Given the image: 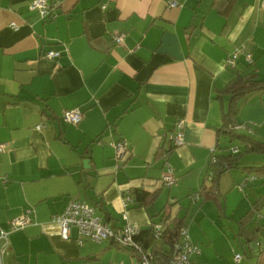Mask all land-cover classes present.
<instances>
[{
	"label": "crops",
	"instance_id": "1",
	"mask_svg": "<svg viewBox=\"0 0 264 264\" xmlns=\"http://www.w3.org/2000/svg\"><path fill=\"white\" fill-rule=\"evenodd\" d=\"M33 1L0 0V229L34 211L29 226L8 235L3 264H137L110 241L78 245L74 228L62 239L49 223L71 202L112 229L146 228L169 206L200 249L191 264L207 263L215 246L198 222L217 212L238 223L254 203L264 208V178L249 181L243 169L264 166L260 154L243 155L219 177L218 203L191 199L209 185L212 156L243 151L224 132V90L235 73L264 81L262 1L177 0L168 8L169 0H45L57 8L44 19L29 11ZM118 33L119 46L111 42ZM47 51L58 58L44 59ZM74 109L80 123H63ZM178 121L183 145L159 155ZM234 121L264 143V95L240 101ZM119 141L127 153L117 161ZM166 165L171 187L160 183Z\"/></svg>",
	"mask_w": 264,
	"mask_h": 264
},
{
	"label": "built area",
	"instance_id": "2",
	"mask_svg": "<svg viewBox=\"0 0 264 264\" xmlns=\"http://www.w3.org/2000/svg\"><path fill=\"white\" fill-rule=\"evenodd\" d=\"M262 5H264V0ZM179 6L177 0H169L167 2L168 8H177ZM56 5H49L45 0H35L29 6V11L36 13L41 19L45 17H55ZM12 29H16L15 25H11ZM125 35L123 33L113 34L111 42L113 45H122ZM59 53L56 51H47L44 53V59L54 60L58 58ZM238 52L233 53L227 60V66L233 68ZM82 119V114L79 110L64 111L61 120L68 125L77 126ZM243 128L237 126L236 129ZM37 129H41L40 126ZM173 147L178 148L183 145V121H178L175 126L174 134L169 136ZM115 150V159L117 161L123 160L127 153V144L124 141H119L113 144ZM5 145H0V154L4 151ZM236 149H232V153H236ZM211 163H215V157L212 156ZM164 187H171L175 183V177L170 166L166 165L165 173L160 181ZM197 196L191 197L195 200ZM129 202L130 199L128 198ZM34 211L31 208L26 209L19 217L14 218L9 223L8 231L0 229V264H3V257L8 249V235L10 233L21 231L32 223ZM50 226L56 227L62 239H69L70 232L74 228L78 233V245L82 246L84 242L88 241L95 244H101L105 241H110L122 249H133L137 254V264H153V257L149 252L142 250L134 244L133 239L139 233V228L130 224H126L121 229H112L101 222L95 216V211L90 206L71 202L65 210L50 219ZM161 228L155 226V237H159ZM200 254L199 247L192 243L188 232L183 229L180 233V242L173 247V254L171 260L166 264H191V258ZM235 262H240L242 257L236 255Z\"/></svg>",
	"mask_w": 264,
	"mask_h": 264
},
{
	"label": "trees",
	"instance_id": "3",
	"mask_svg": "<svg viewBox=\"0 0 264 264\" xmlns=\"http://www.w3.org/2000/svg\"><path fill=\"white\" fill-rule=\"evenodd\" d=\"M225 93L230 96V107L228 113L224 116V132L229 134L232 142H239L242 148V152L236 149V153H232V149L227 154L218 155L215 157V163L209 165L210 178L206 177V181H209V185L201 187L200 190L193 196H202L204 201H214L218 203V179L227 170L239 166L240 160L243 155L246 154H260L264 155V143H260L254 140L251 136L237 132L235 123V115L237 113V104L246 96L254 93L264 95V81H258L254 77H242L238 73H235L233 81L224 90ZM165 141L160 147L159 155L167 156L171 153L175 147H173L169 136H165ZM248 173L249 181L255 179L264 178V166L261 167H249L243 168ZM192 196V197H193ZM147 195L145 199L141 201L140 205H143L147 201ZM258 204L254 203L252 209L238 221L239 237H248L255 235V231L261 232V226H255L254 231L251 232L247 227L254 220L258 214ZM169 206L165 207L162 212V217L159 222L150 223L146 228L140 229L139 233L133 239L135 245L142 250L149 252L153 257V264H166L168 263L173 254V247L176 243L180 242V233L183 229H186V224L177 218H171L168 213ZM256 214V215H255ZM155 226L161 228L159 237H155ZM254 239V238H251ZM103 243V242H102ZM114 244V243H113ZM116 245V244H114ZM117 246V245H116ZM119 247V246H117ZM120 248V247H119ZM122 249V248H120ZM129 251L136 259L137 254L133 249H123ZM256 258V264H264V246L259 248V251L252 254Z\"/></svg>",
	"mask_w": 264,
	"mask_h": 264
},
{
	"label": "rangeland",
	"instance_id": "4",
	"mask_svg": "<svg viewBox=\"0 0 264 264\" xmlns=\"http://www.w3.org/2000/svg\"><path fill=\"white\" fill-rule=\"evenodd\" d=\"M243 100V99H242ZM241 100V101H242ZM245 156V155H244ZM259 186V182L256 183ZM251 199V197L249 198ZM255 200L253 201V203ZM259 213L247 227L254 231L255 226H261V232L253 235V237H239L238 224L236 223L239 217L224 218L215 214L209 221L198 222L205 235L213 242L214 249H209L207 263L201 261L200 264H256V258L252 255L250 246L247 241L251 238L259 239V242L264 245V208H258ZM192 216V215H191ZM195 218V216H192ZM198 221V218L195 219ZM195 224H197L195 222ZM215 255H219L216 258ZM239 255L242 257L240 262H235L234 257Z\"/></svg>",
	"mask_w": 264,
	"mask_h": 264
},
{
	"label": "water",
	"instance_id": "5",
	"mask_svg": "<svg viewBox=\"0 0 264 264\" xmlns=\"http://www.w3.org/2000/svg\"><path fill=\"white\" fill-rule=\"evenodd\" d=\"M87 162H84V164H86ZM264 205V201H261L260 202V206ZM250 240V239H249ZM248 240V241H249ZM251 242V241H250ZM250 244V247L253 248L255 250V252L259 251V244L256 243V242H251L249 243Z\"/></svg>",
	"mask_w": 264,
	"mask_h": 264
}]
</instances>
